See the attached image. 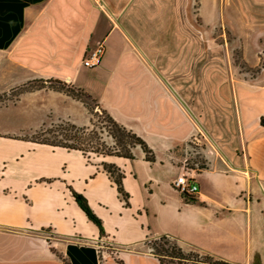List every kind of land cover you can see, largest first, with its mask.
<instances>
[{"label": "crops", "instance_id": "1", "mask_svg": "<svg viewBox=\"0 0 264 264\" xmlns=\"http://www.w3.org/2000/svg\"><path fill=\"white\" fill-rule=\"evenodd\" d=\"M192 2L0 0V91L44 83L0 102V264H161L148 240L163 235L185 252L264 264V71L248 79L217 71L219 44L204 36L221 24L264 36V0ZM100 42L102 62L83 66ZM51 81L86 93L153 160L138 146L133 158L93 157L32 139L51 122L91 121L86 103ZM201 94L229 106L201 121L226 147L206 153L191 201L171 180L201 126ZM103 163L123 172L128 205Z\"/></svg>", "mask_w": 264, "mask_h": 264}, {"label": "rangeland", "instance_id": "2", "mask_svg": "<svg viewBox=\"0 0 264 264\" xmlns=\"http://www.w3.org/2000/svg\"><path fill=\"white\" fill-rule=\"evenodd\" d=\"M192 4L194 7H197L196 0L195 2H192ZM192 19L193 22L197 23L195 17H192ZM233 19H235L237 22L236 18ZM238 28L240 29L239 25L237 27L235 24L234 27L221 24L219 29L217 28V31L214 29V32H212L208 31L205 27L204 32L206 34H204V36L208 35L210 39H212L214 42L216 41L219 44V46H216V50H218V62L216 66L217 71L226 72L228 75L232 74L233 77L243 76L248 79L255 77L256 74L262 73L264 71V36H262V34L250 35V33L247 32L245 34L242 29L240 32ZM209 54H203V56ZM203 58L205 59V57ZM39 84H41V82L35 81L33 84H30V87ZM52 84L56 87L59 86L56 82H52ZM16 93H18L17 90L12 88H10L8 91H0V95H2V100L0 102H14ZM83 100L91 110V121L89 125L71 129V126L67 121H55L33 133L31 138L36 141H56L69 145H79L80 143L78 138L82 137L86 140L84 141V147H88V151L86 153L93 157L97 155L93 151L96 148H99L98 142L101 143L104 140V142H106L109 147L112 146V139L103 128V126L107 124L104 122L105 117L103 110H101V108L98 107L91 98H84ZM199 107V113L195 117L197 120H199L201 126L198 125V131L195 130L192 137L194 138L196 144L191 145V147L187 149L190 152L189 155L192 156V164L190 165L195 169L201 168L205 166L207 162H209L207 157L208 155L206 154L207 152L210 153V151H212V153L217 156V154H221L220 152H224L222 149H225L226 147L225 144L215 143V141H212L213 139H210L209 134L206 133V127L203 126L201 121H205L207 115L206 113H210L209 110H212L215 113V108L222 110L224 107L227 109L229 106L224 100L222 101V98L220 97H210L201 94L199 99ZM207 110L209 112H207ZM82 128H85L84 132H81ZM66 135H69L68 137L71 138L67 139L65 137ZM228 148H231L232 152L238 151L235 146H229Z\"/></svg>", "mask_w": 264, "mask_h": 264}, {"label": "trees", "instance_id": "3", "mask_svg": "<svg viewBox=\"0 0 264 264\" xmlns=\"http://www.w3.org/2000/svg\"><path fill=\"white\" fill-rule=\"evenodd\" d=\"M35 81L41 82V84L30 87V84H33ZM52 82L58 83L59 86L57 87L54 86ZM43 85L44 83L42 80H34L30 82L28 81L24 83L23 85H20L17 88H15L18 92L16 93V96L25 90L31 91L32 89L41 87ZM48 86L51 88L65 91L71 94L72 96L77 97L78 99L82 101H84L83 100L84 98H89L88 95L84 93L83 91H81L80 89L74 88L73 86L63 83L62 81H51ZM1 98H2V95H0V101L2 100ZM103 114L105 117L104 122L107 123L105 126H103V128L105 129L107 134L112 139L113 145L109 147L106 144V142H104V140L101 143L98 142L99 144L98 147L100 149L96 148L94 151L92 150L95 154H97L98 156L99 155H109V156L115 155V156H124L126 158H133L132 149L135 146H138L144 152L147 160H153L152 152L148 148L149 146L140 136L128 130L127 127H125L124 125L116 122L113 118L110 117L109 114L105 113V111H103ZM68 123L71 126V129L77 128L76 125L70 122ZM81 130H82L81 132H84L85 128H82ZM68 136L69 135H66L65 137L67 139L71 138ZM78 141L80 143L79 145L77 144L69 145V144L60 143L56 141L48 142L44 140L42 141L40 140L38 142H44V143L51 144V145H60L61 147L72 148V149L82 151L83 153H86L88 151L87 149L88 147L87 146L84 147V144H85L84 141L86 140L83 139L82 137H79ZM103 167L109 173V175L113 178V181L117 186L118 192L120 193V197L122 198V200H124V203L128 205L129 195L125 192L122 186V182H121V179H123V176H124L123 172L113 164L103 163ZM73 195L75 197V201L84 210L87 217L93 223L99 226L100 231H102L103 227H102L100 219L97 218L92 213V210L89 207L86 200L84 199V197H82L78 193H74ZM184 198L189 199L191 201L194 200L193 198L189 196H184ZM148 245L151 251L159 259L161 264H228L226 262H223L222 260L215 259L214 257L206 255V254H199L196 252H185L171 238L165 235L160 236L158 238L155 237V238L149 239Z\"/></svg>", "mask_w": 264, "mask_h": 264}, {"label": "built area", "instance_id": "4", "mask_svg": "<svg viewBox=\"0 0 264 264\" xmlns=\"http://www.w3.org/2000/svg\"><path fill=\"white\" fill-rule=\"evenodd\" d=\"M104 44L100 42L97 46L90 48L87 56L84 58L82 65L88 68L96 67L102 62L104 54ZM193 136L190 137L188 144L195 145L196 142ZM189 151H186L184 158L181 161V173L176 178L171 180L172 187L183 196H189L195 198L199 192V186L196 182L194 172L197 170L192 168V156L189 155Z\"/></svg>", "mask_w": 264, "mask_h": 264}, {"label": "water", "instance_id": "5", "mask_svg": "<svg viewBox=\"0 0 264 264\" xmlns=\"http://www.w3.org/2000/svg\"><path fill=\"white\" fill-rule=\"evenodd\" d=\"M183 104H184L185 106H187L186 103L183 102Z\"/></svg>", "mask_w": 264, "mask_h": 264}]
</instances>
